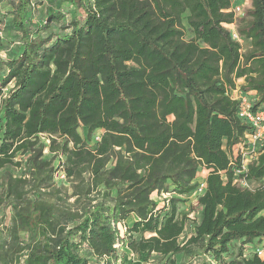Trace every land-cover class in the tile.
<instances>
[{
    "label": "trees",
    "instance_id": "obj_1",
    "mask_svg": "<svg viewBox=\"0 0 264 264\" xmlns=\"http://www.w3.org/2000/svg\"><path fill=\"white\" fill-rule=\"evenodd\" d=\"M62 1V22L0 1L21 44L0 59V264H123L117 243L159 264H264L244 253L264 238V140L244 174L230 164L250 128L236 83L264 105V0L240 16L232 0ZM201 167L190 219L177 204Z\"/></svg>",
    "mask_w": 264,
    "mask_h": 264
},
{
    "label": "built area",
    "instance_id": "obj_2",
    "mask_svg": "<svg viewBox=\"0 0 264 264\" xmlns=\"http://www.w3.org/2000/svg\"><path fill=\"white\" fill-rule=\"evenodd\" d=\"M232 11L235 15L243 14L242 7L238 5H231L228 9ZM231 34V37L241 42L240 36L237 34L234 24H224ZM6 86L2 89V93L7 90ZM231 97L237 101V116L238 118L249 125V130L244 132L243 140L238 146L235 155H238L239 162L236 164L233 160L230 164L234 167V175L244 174L247 170V164L255 159L260 152V148L264 140V105L259 108L253 107V102L255 97L250 94L243 93L239 90V85L236 83V88L232 90ZM238 183L242 186H248L247 181L244 177L236 178ZM204 179H197V187L192 192V194L197 195L202 193L204 190ZM169 193H162L161 196L166 198ZM119 228L121 227L118 225ZM121 243H117L115 246L119 250L121 249ZM258 255H262L264 249L262 247H257L255 249ZM118 264V263H117Z\"/></svg>",
    "mask_w": 264,
    "mask_h": 264
},
{
    "label": "rangeland",
    "instance_id": "obj_3",
    "mask_svg": "<svg viewBox=\"0 0 264 264\" xmlns=\"http://www.w3.org/2000/svg\"><path fill=\"white\" fill-rule=\"evenodd\" d=\"M0 1H4V3L9 0H0ZM36 2L39 0H35ZM41 4L39 6H35L33 9V15L36 19V21L41 22L48 14V10L52 9L53 11H59L61 15L64 16V19L61 20L65 21L66 19H69L71 17V8L62 0H40ZM232 4L233 5H238L240 7H242L243 9V13L244 11L250 6V0H232ZM0 5H2L0 3ZM6 8H9V5L6 3L5 5ZM81 12H78V14H80ZM241 14H238V16H240ZM53 27L57 28L58 25H54ZM52 27V28H53ZM2 38L4 40L3 44L0 47V59L2 57H6V55H11L12 53H14L15 51H18L20 49V43L19 41V34L14 31V30H9L7 28H5L1 34ZM242 48L245 49L246 47H248V42L242 40L241 42ZM1 67V64H0ZM0 74H1V69H0ZM1 77V75H0ZM101 131L97 130L94 132L93 134V140L96 141L99 139ZM40 139L42 141H45L46 137L44 135H39ZM47 152L45 151L46 155ZM207 171L205 169V167H201L197 179H201L206 175ZM54 181L56 183H62L63 182V174L62 173H57L55 175ZM255 184L250 185V187H254ZM189 195H193L192 193H190ZM170 195H168L167 197H169ZM162 197V196H161ZM181 199H185L183 198V196L180 197ZM165 201L164 198L159 199V201ZM185 200L179 202L177 204V213L178 214H183V213H187L189 212V207L188 210H185L184 208H181V206H183ZM189 218L193 219L196 216V210L194 209L193 211L189 212ZM135 236H137V234H134ZM185 238V236H180L179 240H183ZM256 244V243H254ZM257 247V245H255L249 252H245L246 254H249L250 252L254 251ZM119 256L121 257L123 264H159V257L155 254H151L149 256V258L147 260H143V258L137 257V255L132 254L124 245H121V249H119ZM207 264H215L210 257L206 258ZM194 262V261H193ZM18 263H21V259L18 260ZM192 263V261L190 262ZM197 263V262H196ZM183 264H189V260H184Z\"/></svg>",
    "mask_w": 264,
    "mask_h": 264
},
{
    "label": "crops",
    "instance_id": "obj_4",
    "mask_svg": "<svg viewBox=\"0 0 264 264\" xmlns=\"http://www.w3.org/2000/svg\"><path fill=\"white\" fill-rule=\"evenodd\" d=\"M242 83H243L242 80H239L237 82L238 85H240ZM249 94L251 96L255 97V92H250ZM204 177H203V179H204ZM151 197L153 199L157 200L160 204L163 203V200L162 201L161 200L159 201V199H161L163 197H161V195H158L156 192H154ZM183 198H185V202H184L183 206H181V208H184L185 210H188V207L190 205H194L196 195H194V194L193 195H185V196H183ZM261 214L264 215V210L261 212ZM188 216H189V214H188ZM188 232H189V229H186L185 234L187 233L186 235H188L189 234ZM181 236H183V235H181ZM254 245H257V246L262 247L264 249V238L260 242H257L256 244H248V245H245L244 253L245 252H249L254 247Z\"/></svg>",
    "mask_w": 264,
    "mask_h": 264
}]
</instances>
